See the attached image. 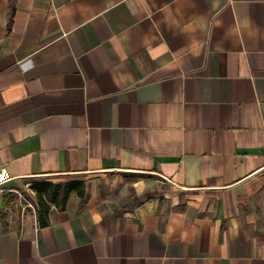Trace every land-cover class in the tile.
I'll use <instances>...</instances> for the list:
<instances>
[{
  "label": "crops",
  "instance_id": "0c3cea01",
  "mask_svg": "<svg viewBox=\"0 0 264 264\" xmlns=\"http://www.w3.org/2000/svg\"><path fill=\"white\" fill-rule=\"evenodd\" d=\"M0 167V264H264V0H0Z\"/></svg>",
  "mask_w": 264,
  "mask_h": 264
},
{
  "label": "trees",
  "instance_id": "16d2710c",
  "mask_svg": "<svg viewBox=\"0 0 264 264\" xmlns=\"http://www.w3.org/2000/svg\"><path fill=\"white\" fill-rule=\"evenodd\" d=\"M33 190L35 191L37 213L43 224L47 223L53 205L61 209L66 208L73 192L82 199L87 196L86 182L80 180L65 182L39 180L34 183Z\"/></svg>",
  "mask_w": 264,
  "mask_h": 264
},
{
  "label": "rangeland",
  "instance_id": "374dc122",
  "mask_svg": "<svg viewBox=\"0 0 264 264\" xmlns=\"http://www.w3.org/2000/svg\"><path fill=\"white\" fill-rule=\"evenodd\" d=\"M44 180L42 177H29L19 180H9L0 185V221L17 217L26 205L35 202V191L33 185L36 181ZM126 182L123 176L120 183ZM121 187H123L121 185ZM115 191L116 187H112ZM117 191V190H116ZM31 207V206H30Z\"/></svg>",
  "mask_w": 264,
  "mask_h": 264
},
{
  "label": "built area",
  "instance_id": "2783aa9c",
  "mask_svg": "<svg viewBox=\"0 0 264 264\" xmlns=\"http://www.w3.org/2000/svg\"><path fill=\"white\" fill-rule=\"evenodd\" d=\"M9 180H11L9 171L5 167H0V185L8 182ZM29 205L34 208L32 203H29Z\"/></svg>",
  "mask_w": 264,
  "mask_h": 264
}]
</instances>
